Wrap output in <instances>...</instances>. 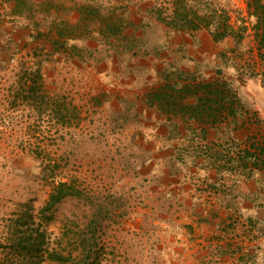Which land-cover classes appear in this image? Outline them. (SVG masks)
Returning <instances> with one entry per match:
<instances>
[{
    "label": "rangeland",
    "instance_id": "374dc122",
    "mask_svg": "<svg viewBox=\"0 0 264 264\" xmlns=\"http://www.w3.org/2000/svg\"><path fill=\"white\" fill-rule=\"evenodd\" d=\"M249 1L188 3L209 16L212 7L229 10L238 34L227 36L234 44L221 51V60L234 67L232 78L238 85L264 69V49L258 51L260 37ZM146 2L150 12L159 10L162 17H171L175 7L173 0ZM97 6L81 9L89 24L100 17L106 20V15L110 19L106 5ZM74 23L76 27L66 24L54 32L61 38L86 32L84 23ZM93 42L74 45L65 39L46 47L24 43L16 52L10 38L0 40V245L11 241L10 219L26 210L32 215L26 224H40L48 246L69 249L79 260L88 250L94 264H264V167L244 168L238 157L251 138H264V126H245L253 137L243 139L241 146L223 132L218 141L226 156L219 167L211 159L197 164L203 148L192 153L199 155L196 160L184 156V166L178 169H196L199 174L196 181L189 177L179 186L194 183L196 199L190 203L184 197L180 202L174 198L173 125L148 124L146 117L153 111L147 104H154L147 95L145 101L148 90L121 93L97 77L91 69ZM141 52L136 46L133 54ZM212 69L222 75V69ZM171 74L174 71L168 69L173 82ZM154 105L157 114L160 110ZM237 116L255 119L244 112ZM225 124L228 130L236 126ZM159 134L166 135L163 149H156ZM158 156L163 157L156 160ZM218 169H225V174ZM209 173L214 183L206 180ZM240 176L241 204L233 191L234 179ZM60 180H74L79 192L55 203L52 218L46 220L38 210ZM6 251L0 246V259ZM39 253L38 264H74L50 263L46 253Z\"/></svg>",
    "mask_w": 264,
    "mask_h": 264
},
{
    "label": "crops",
    "instance_id": "0c3cea01",
    "mask_svg": "<svg viewBox=\"0 0 264 264\" xmlns=\"http://www.w3.org/2000/svg\"><path fill=\"white\" fill-rule=\"evenodd\" d=\"M146 1L0 0V40L10 38L12 44H16L18 49L24 43L27 47H46L54 42L62 44L65 39L74 45H81L85 40L87 44H91L93 40L96 51L92 55L93 64L91 69L97 77L104 82H108L116 90H120L121 93L127 91L136 93L139 90H148L145 94V101H147L146 95L150 89L158 86L165 78H170L167 75L168 69L174 71L171 77L177 83L217 77V71H213L212 66L216 69H222L221 76L231 78V80L234 79L232 78V74L235 72L234 67L222 64L221 60V51L234 44L233 40L226 36L222 40L214 41L211 34L204 29L194 32L170 31L164 24L153 18L151 12L147 9ZM98 2L106 5L104 10H110L111 18L108 19V15H106V20L100 17L95 24H89L82 15L84 13L81 9L89 5L98 7ZM76 20L81 21L82 26L84 23L86 32L69 35L66 38H61L54 32L66 24L71 25L73 23L71 26L76 27L74 23ZM39 33L40 36L36 37L35 34ZM244 45H246V42L243 43L241 49ZM112 46L113 48H111ZM136 46L142 47V52L137 55L133 54ZM263 75L264 69L255 76L246 77L240 85H238L237 79H234V81L229 79L235 86L241 102L248 110L245 114H252L255 119L248 117L249 122H247V120L244 121L237 116L232 121H226L236 125L229 130L224 127L226 122L221 123L218 127L205 126L207 136L204 137L203 135L201 137L197 136L202 124L179 116L168 119L167 115H163L158 111L157 114L154 112L156 109L154 104H147L148 108L153 111L146 117L149 125L174 123L175 199L180 198L181 202L184 197H188L190 203L191 200L196 199L194 194L197 188L194 183L186 188L179 187L189 177L195 180L199 174L196 169L191 170L189 173L178 169L179 166H184L182 156L196 160L199 155L192 153H197V150L203 148L205 154H203L201 160L199 158L196 160L197 164H206V161L211 159L219 167L221 157L226 156V150L223 149L224 144L221 145L218 141L221 140L223 132L228 131L231 139L241 146L243 139L248 136L253 137V132L245 129V126L247 128L264 126V81H261ZM210 133L212 136L208 137ZM163 135L166 136L165 134L157 135L156 149L160 147L163 149L165 144ZM251 139V141H254L253 138ZM211 141L215 142V144H212L213 146H210ZM256 141H258V138ZM234 148L236 147L234 146ZM169 154V156H173L171 153ZM162 157L158 156L155 159L161 160ZM231 161L234 162L236 159ZM236 170L237 166L234 168L235 175ZM218 173L225 174V169H218ZM212 178L209 173L206 180L211 179L210 181L214 183L216 180H212ZM237 183L238 188H234ZM242 185L241 176L239 179H234V200H240V204L241 194H243ZM180 189L181 192L179 193ZM236 195L238 196L236 197Z\"/></svg>",
    "mask_w": 264,
    "mask_h": 264
},
{
    "label": "trees",
    "instance_id": "16d2710c",
    "mask_svg": "<svg viewBox=\"0 0 264 264\" xmlns=\"http://www.w3.org/2000/svg\"><path fill=\"white\" fill-rule=\"evenodd\" d=\"M188 3L189 0H173L175 7L171 17H162V13L159 10L151 12V14L156 15L157 19L164 23L170 31L194 32L199 29H207L214 41L231 34H235L237 37L236 28L230 21L229 10H219L212 7L209 10L211 15L209 16L206 13H200ZM248 8L250 13L256 18L254 26L257 29L256 34L260 37V45L258 47V51H260L262 48L264 49V0H250ZM217 10H219L218 14H216ZM213 16H219V20L213 19ZM213 24L215 27L212 26ZM61 28L64 27L61 26ZM38 35L40 36V33L35 34L36 37ZM13 45L16 46V44ZM15 51H18L17 46ZM260 54V57L264 58V50ZM45 60L43 57V62ZM219 72L217 71V77L202 78L186 83L171 82V78H165L158 86L150 89L147 96L151 103L158 106L160 113L167 114L168 119L179 116L202 124L197 136L201 137L203 135L204 137L207 135L205 126L218 127L223 122L234 120L239 112H248L231 82L234 79L231 80L229 78L230 81L227 77L221 76ZM168 124L173 125L174 131V123ZM238 157L244 168L260 169V167H264V138L261 141H250L239 151ZM182 161H185L184 156H182ZM78 192L79 186L74 180L58 181L49 192L43 206L38 210L39 214H42L44 219L50 220L52 218L51 211L55 203L66 196H76ZM29 217H32L31 213L26 210H20V213H17L15 218L10 219L11 241L0 245L2 249H8L4 257L0 259V264H38L37 259H39L38 256L41 251L46 253L45 258L50 263L69 260L74 262V264L80 262L82 264H94V260L90 257L88 250L83 258L79 260L69 249L64 252L63 247L48 246L46 231L39 227L40 224H37V227L28 226L26 218ZM255 222L252 221L254 224ZM74 241L70 245L74 246ZM44 243L45 247L41 249ZM72 249H76V247Z\"/></svg>",
    "mask_w": 264,
    "mask_h": 264
}]
</instances>
